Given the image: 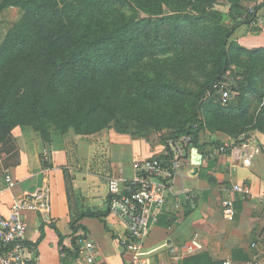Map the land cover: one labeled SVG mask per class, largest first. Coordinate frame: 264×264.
I'll return each mask as SVG.
<instances>
[{"label":"trees","instance_id":"1","mask_svg":"<svg viewBox=\"0 0 264 264\" xmlns=\"http://www.w3.org/2000/svg\"><path fill=\"white\" fill-rule=\"evenodd\" d=\"M216 1L0 0V12H24L0 44V145L21 126L33 127L45 144L53 131L73 133L77 147L112 129L141 137L168 129L164 145L189 137L211 170L212 148L224 142L200 143L201 132L264 134V45L236 37L240 26L264 22V0H222L247 9L245 20L234 10L227 17ZM228 80L236 94L222 105L216 86ZM109 198L108 191L106 209L71 215L74 232L84 217L109 215ZM182 203L188 216L194 199ZM73 252L80 254L76 236ZM184 264L222 263L204 254Z\"/></svg>","mask_w":264,"mask_h":264},{"label":"crops","instance_id":"2","mask_svg":"<svg viewBox=\"0 0 264 264\" xmlns=\"http://www.w3.org/2000/svg\"><path fill=\"white\" fill-rule=\"evenodd\" d=\"M216 140L224 144L236 142L221 132L200 133V143ZM73 143V136L53 131L51 142L45 144L33 127L21 126L0 145L2 215L8 216L11 205L23 195L43 187L50 190L49 213H25V255L31 264H87L85 253L80 251L79 256H73L77 232L73 230L71 215L86 208L106 209L107 184L112 174L121 170L131 179L136 161L169 153L179 160L180 166L162 217L175 222L164 226L158 221L151 228L144 248L152 251V264H184L188 257L204 254L213 263L223 264L231 259L241 264L264 251L263 133L251 132L229 154L212 148L211 154L217 160L211 170L207 169L208 158L204 159L199 148L185 137L170 142L168 147L157 135L141 137L111 130L99 142L75 145V160L69 153ZM46 150L51 167L43 164ZM9 169L16 181L12 188L4 180ZM238 183L248 184L256 197L244 198L235 192L233 185ZM186 193L194 199V210L188 216L182 203L187 202ZM177 202H181L180 208ZM77 226L97 243V264H126L131 259L121 243L128 233V224L119 215L110 213L103 219L87 216Z\"/></svg>","mask_w":264,"mask_h":264},{"label":"built area","instance_id":"3","mask_svg":"<svg viewBox=\"0 0 264 264\" xmlns=\"http://www.w3.org/2000/svg\"><path fill=\"white\" fill-rule=\"evenodd\" d=\"M216 89L221 104L227 105L233 97L231 82L223 81L216 86ZM183 137L191 141L189 137ZM224 145L226 146L221 147V152L231 148V144ZM179 166V160L169 153L165 156L136 161L135 175L131 179L126 178L121 170L109 177L108 207L110 213L119 215L128 224V233L121 240L122 246L131 254V259L126 264H152V251H147L144 243L151 228L158 223L164 213V206L172 190V181ZM4 180L8 188L16 184L10 169L6 170ZM233 190L244 198L256 197L248 184H234ZM1 192L0 187V194ZM191 198H193L191 193L184 195L186 201ZM181 202H177L178 208L181 207ZM29 211L49 213L50 190L47 187L16 199L11 205L8 216L0 213V264H31L25 255V237L28 230L25 213ZM75 236L80 251L85 253L86 263L97 264V243L90 234L82 230L78 231ZM253 248H257V244H253ZM187 249L190 250L191 247L188 246ZM223 264L238 263L226 259ZM241 264H264V251Z\"/></svg>","mask_w":264,"mask_h":264},{"label":"rangeland","instance_id":"4","mask_svg":"<svg viewBox=\"0 0 264 264\" xmlns=\"http://www.w3.org/2000/svg\"><path fill=\"white\" fill-rule=\"evenodd\" d=\"M216 8L223 11L224 14L227 15V17H230V13L232 10H234L236 14L240 15L241 20H245V18L249 16V14L247 13L248 12L247 9L237 8V7L233 9L230 4L222 0L216 1ZM23 14H24L23 10L19 7H10L0 12V44L3 42V40L5 39L6 35L10 31V29L13 27V25L21 19ZM236 37L241 43L249 45V46L264 45V22L261 21L259 23H253L251 25L240 26L239 29L236 31ZM232 92H233V97H234L236 92H234L233 90ZM112 130L119 132L117 129H112ZM152 133L153 134L151 135L153 136L157 135V137L161 141L162 136L168 133V129L161 130V131L152 130ZM127 134H130V132H128ZM68 135L73 136L74 138L73 133H68ZM244 137H245L244 135H240L237 139L235 138V141L241 138L243 139ZM95 141L99 142V139ZM76 149L77 148L75 146V143L71 144V149L69 153L74 160L76 159L75 157Z\"/></svg>","mask_w":264,"mask_h":264}]
</instances>
